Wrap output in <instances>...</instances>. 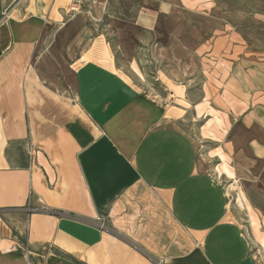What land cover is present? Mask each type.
Returning a JSON list of instances; mask_svg holds the SVG:
<instances>
[{"label": "crops", "instance_id": "obj_1", "mask_svg": "<svg viewBox=\"0 0 264 264\" xmlns=\"http://www.w3.org/2000/svg\"><path fill=\"white\" fill-rule=\"evenodd\" d=\"M8 1L0 264H258L181 122L222 118L264 173V0H20L7 13ZM98 17L118 53L102 34L79 45ZM141 55L165 99L127 75Z\"/></svg>", "mask_w": 264, "mask_h": 264}, {"label": "rangeland", "instance_id": "obj_2", "mask_svg": "<svg viewBox=\"0 0 264 264\" xmlns=\"http://www.w3.org/2000/svg\"><path fill=\"white\" fill-rule=\"evenodd\" d=\"M19 2L20 0H9L6 12L10 13L14 10ZM85 2L82 0L81 7H78L79 11L86 9ZM110 24L105 18H92L87 24L92 37H89L86 43L81 42L79 45L88 46L92 42L96 44L102 37L97 36L102 34L112 49L118 53V38ZM81 40L85 41L84 38ZM139 57L141 59L137 67L127 64V75L143 93L157 100L165 99L169 96L165 85L166 78L158 69H150L151 62L147 55ZM233 123H236V120ZM181 125L195 141L201 161L221 180L228 194L230 216L242 225L257 263L264 264V173L259 164L263 159L238 149L236 152L230 146L232 139L230 124H224L220 117L210 119L191 115L181 122ZM215 132L220 133L215 134Z\"/></svg>", "mask_w": 264, "mask_h": 264}, {"label": "built area", "instance_id": "obj_3", "mask_svg": "<svg viewBox=\"0 0 264 264\" xmlns=\"http://www.w3.org/2000/svg\"><path fill=\"white\" fill-rule=\"evenodd\" d=\"M28 210L29 211H34V210H36V208L29 207ZM62 215H64V214L62 213ZM65 215H67L69 217H72V218L75 217L73 214H65ZM81 221L89 222L87 219H81ZM91 222H92L93 225H95L100 230L107 229L106 223L102 219H98V221H96V222L95 221H90L89 223H91Z\"/></svg>", "mask_w": 264, "mask_h": 264}, {"label": "bare ground", "instance_id": "obj_4", "mask_svg": "<svg viewBox=\"0 0 264 264\" xmlns=\"http://www.w3.org/2000/svg\"><path fill=\"white\" fill-rule=\"evenodd\" d=\"M5 226V225H4Z\"/></svg>", "mask_w": 264, "mask_h": 264}]
</instances>
